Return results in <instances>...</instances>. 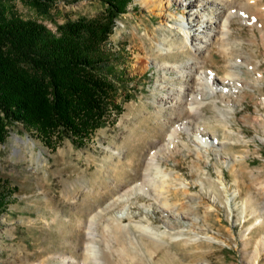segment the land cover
<instances>
[{"label": "rangeland", "instance_id": "obj_1", "mask_svg": "<svg viewBox=\"0 0 264 264\" xmlns=\"http://www.w3.org/2000/svg\"><path fill=\"white\" fill-rule=\"evenodd\" d=\"M251 2L253 18L264 25V0ZM182 4L132 0L116 20L107 47L124 59L131 97L119 94L122 113L85 146L68 138L53 150L23 124L9 126L0 144V177L16 193L0 215V264H66L64 258H74L75 264H264V38L257 26L235 17L231 39L244 62L242 88L226 96L230 103L204 96L196 76L184 79L163 65L182 66L191 57L177 26L194 6ZM108 7L107 0H58L49 8L0 0V16L35 20L56 33L68 23L106 17ZM173 41L178 47L167 50ZM216 51L205 55L203 69L223 75L226 59ZM183 84V103L164 101L165 93L179 92ZM187 120L212 130L207 135L217 132V148H199L197 137L182 131L177 146L163 151L160 169L149 164L172 127ZM139 182L151 196L137 192L105 211L89 237L92 216ZM165 203L180 218L171 217ZM125 205L122 220L152 225L169 236L155 242L132 226L138 243L133 249L129 233L108 220L119 218ZM93 248L99 257L89 255Z\"/></svg>", "mask_w": 264, "mask_h": 264}, {"label": "trees", "instance_id": "obj_2", "mask_svg": "<svg viewBox=\"0 0 264 264\" xmlns=\"http://www.w3.org/2000/svg\"><path fill=\"white\" fill-rule=\"evenodd\" d=\"M27 1L49 8L58 0ZM131 1L107 0L106 17L68 23L56 33L38 21L1 13L0 144L10 125L23 124L53 150L68 138L83 147L122 113L117 99L131 83L122 55L107 42ZM15 193L0 177V215Z\"/></svg>", "mask_w": 264, "mask_h": 264}, {"label": "bare ground", "instance_id": "obj_3", "mask_svg": "<svg viewBox=\"0 0 264 264\" xmlns=\"http://www.w3.org/2000/svg\"><path fill=\"white\" fill-rule=\"evenodd\" d=\"M143 1L145 2L146 5H149L150 3L155 2V0H143ZM178 1H183V4H182L183 6H194L193 9L188 10L185 14H182V21L179 22L181 24L177 26V29L183 32V35H184L183 36L184 45L182 46V48L185 47L191 54V57H189L190 60H187V62L182 64V66H180L179 63L177 62L173 64H171L170 62H165L163 64L164 69L171 68L173 70H177L179 73H181V76L184 79L189 78L191 75L196 76V79L200 83L199 84L200 88L198 89L200 94L205 96L211 93L217 98L220 96L225 98V101H226V98H227L226 96H229L231 93H236L238 90L242 88L241 86H239L240 81H241V78H240L241 72L243 71L240 68L241 67L240 65H242L244 62L241 63L240 56L238 54L236 55L235 53L236 50L233 49L234 48V46L232 45L233 40L231 39V37L234 34L233 20L235 17H239V20L242 23L248 24V26H250L251 28H254L257 26L263 38H264V25L258 22L256 18H253V15L251 14V8L253 6L252 5L253 3L251 2L252 0H178ZM237 4L239 5V7L236 6ZM263 17H264V14H263ZM170 27L174 28L173 25H171ZM164 47H166L165 44L162 47V49H164ZM177 47H178L177 43L173 41L170 47H167V50H173L174 48H177ZM212 50H215V51L217 50L226 59L227 68L223 75L219 74L216 70L203 69L204 67L203 65L206 62L205 60L206 58L204 59V57L207 54L211 56ZM237 68H240L241 71L239 70V72L238 71L236 72ZM243 82H245L246 84L248 83L245 80H243ZM186 85L183 84L179 92H174V90H170V92L165 93L164 101L170 103L173 106L175 104L179 105L180 103H183L182 102L184 99L183 94L187 91ZM164 87L165 86H163V88ZM245 97L246 96H244V98ZM216 101L217 100H215V102ZM226 102L230 103V99L229 101H226ZM199 106H200V103H199ZM192 109L194 110V112L199 110L197 107L196 108L192 107ZM159 111L161 112V110ZM205 128H208V127H205ZM205 128L201 126H194V124L189 120H187V122H182L178 125L173 126L171 131L168 134V138L166 139L167 143H162L161 144L162 147L158 148V150L152 153L150 160H148L149 164L150 163L154 165L156 164V166L160 169V165L158 162L159 159L161 157L167 156L163 151L164 150L168 151L171 145H173L174 147L177 146L178 144L177 141H178V138H180L182 131H186L191 136L195 135L197 139L194 137V140H196L197 144L200 145L199 148L201 147V144L207 147V149L217 148V146L220 144L219 142H217V136H216L217 132L215 133L213 132L214 133V134L212 133L213 136H210V135H207V132L212 131V130L207 131V129ZM182 143L184 144V142ZM198 154L200 156L199 152ZM158 172L161 173L160 171ZM144 185H145L144 183L142 184L140 182L131 185L125 190L123 194L117 195L105 207L99 209L97 213L92 216L91 222H89L90 223L89 225L90 227L88 228L89 237L93 235L92 231H93V226L95 224L94 223L95 219L101 216H105V211L112 210L119 203L133 196L137 192H143L146 195L151 196V194L149 193V191L146 189ZM125 207L126 205L123 206L119 210L121 214L119 215V218L115 216H111V217H108V220L113 222V224L116 226L119 232L129 233L128 239L130 240L129 242L133 249L137 248L138 243H137V238L132 236L130 233L132 230V226H135L136 229L137 228H139V230L141 229V231H143L148 237H150L155 242H159L160 238L162 237L169 236L167 232L159 233L158 230H156L154 226L152 225H146V223L145 224L133 223V220L131 218H128L127 221L122 220L124 218L123 210L125 209ZM162 207L164 210H166V212L173 214V216L169 214V217L171 216L174 218H180L181 213L177 212L169 204L165 203L163 204ZM183 210H184L183 215L185 217L188 215V213L186 212V207H184ZM117 237L118 236H116V238ZM90 243H93V242H90ZM121 250L123 249L121 248ZM88 251L91 253L89 254L91 257L100 256L99 252L95 248H93L92 251L91 250H88ZM64 261L66 264H75L76 262L74 258H64Z\"/></svg>", "mask_w": 264, "mask_h": 264}]
</instances>
